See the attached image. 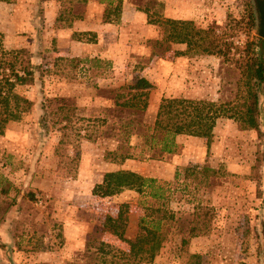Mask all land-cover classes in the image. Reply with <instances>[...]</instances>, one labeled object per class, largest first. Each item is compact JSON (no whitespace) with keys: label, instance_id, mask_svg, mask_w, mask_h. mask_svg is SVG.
<instances>
[{"label":"rangeland","instance_id":"rangeland-1","mask_svg":"<svg viewBox=\"0 0 264 264\" xmlns=\"http://www.w3.org/2000/svg\"><path fill=\"white\" fill-rule=\"evenodd\" d=\"M245 2L120 0L121 20L104 23L103 8L81 0L0 1V47L27 48L41 73L34 85L15 87L34 105L0 133V242L6 245L0 248V264H95L101 241L113 247L105 255L107 264H125L127 258L117 250L127 251L128 245L103 226L105 217L120 218L131 232L146 207L164 200V246L153 264H189L192 254L206 264H259L264 112L260 135L228 119L208 138L177 135L174 156L123 161L106 156L117 145L116 128L134 117L114 105L108 89L147 78L153 88L139 116L143 123L153 121L161 98L219 101L235 90L237 71L222 58L185 43L168 42L164 49L157 19L189 20L193 28H211L216 35L235 27L236 35L228 39L231 47L241 48L258 37L245 24ZM74 13L82 18H72L70 27H56V18L61 16L66 25ZM92 33L94 41L89 40ZM73 58L78 62L69 61ZM46 98L70 102L82 116L76 124L82 127L81 136L76 126L67 130L74 144H60L62 131L52 120L42 121ZM128 142L137 155L141 138L133 134ZM118 169L155 178L165 198L154 202L127 189L112 196L94 194L103 174ZM198 203L212 209L211 230L188 237L180 227L188 225Z\"/></svg>","mask_w":264,"mask_h":264},{"label":"trees","instance_id":"trees-1","mask_svg":"<svg viewBox=\"0 0 264 264\" xmlns=\"http://www.w3.org/2000/svg\"><path fill=\"white\" fill-rule=\"evenodd\" d=\"M9 2L11 0H0ZM153 2L154 0H150ZM88 7L101 6L103 8L102 21L104 23H118L121 18L120 0H81ZM245 24L248 29L257 26V15L254 0H246ZM72 18H82V13H74L61 23L62 17L56 18V27H70ZM155 21V20H154ZM149 20L150 23L154 22ZM162 27V43L167 49L168 42L185 43L188 48L196 46L200 51L222 58L233 66L237 71L235 90L228 99L219 101L207 99H192L185 97L161 98L151 123H143L139 116L146 110L148 94L153 84L141 76L132 81L108 89L112 94L114 105L120 110H126L134 117L121 123L117 129V145L112 146L106 152L114 160L123 161L128 158L139 156L144 159H158L164 156H174L178 150L177 135H191L208 138L217 125H221L228 119L234 121L243 130H254L261 134V119L264 112V39L252 37L247 40L243 47H231L236 33L231 27L220 35H216L211 28H193L192 21L170 18L157 19ZM168 26V28H167ZM167 31V32H166ZM90 33L89 31H87ZM82 34L81 32L78 33ZM91 34V33H90ZM249 35V33H247ZM195 35L198 36L197 39ZM79 40V39H78ZM94 41V33L91 39ZM166 42V43H165ZM231 48H234L231 51ZM70 62L78 59H70ZM39 68L32 62L31 52L21 47L6 51L0 47V133L8 121H18L22 114L29 112L34 102L24 95L15 91L18 85H34L37 77L40 78ZM59 101V102H55ZM44 110L42 121L52 120L62 131L59 143H67L70 136L67 130L76 126L77 136H81V125H76L82 116L76 114V107L63 99L46 98L41 104ZM102 123L105 119L100 120ZM84 133L91 138L92 134ZM135 134L141 138V148L137 155L129 151L130 136ZM97 138L110 140L102 136ZM110 141V143H109ZM73 144L75 142H72ZM77 148V146L75 147ZM78 151L74 159H78ZM199 173V172H195ZM198 174H195L197 176ZM208 185L207 179L202 178ZM133 190L143 196H149L154 202L165 198L164 190L152 177L127 170L118 169L107 171L103 174L100 183L93 188V193L100 196H112L122 190ZM162 201L157 206L149 205L145 213L138 220L131 232L126 229V223L120 218L106 216L103 226L112 230L117 239L128 245V250H117L123 258H127L125 264H153L154 257L164 246L165 229L163 220L168 216V211ZM188 225L180 227L188 237L206 236L211 230L212 209L198 203L190 212ZM128 230V231H127ZM128 232V233H127ZM125 234L127 236H125ZM259 264H264V220L260 223L259 230ZM5 243L0 242V248H5ZM100 255L98 263L107 264L105 255L113 251V247L101 241L97 247ZM122 264V263H120ZM189 264H206L201 261L200 255H190ZM244 264V263H242Z\"/></svg>","mask_w":264,"mask_h":264},{"label":"water","instance_id":"water-1","mask_svg":"<svg viewBox=\"0 0 264 264\" xmlns=\"http://www.w3.org/2000/svg\"><path fill=\"white\" fill-rule=\"evenodd\" d=\"M254 6L258 19L255 34L264 39V0H254Z\"/></svg>","mask_w":264,"mask_h":264}]
</instances>
